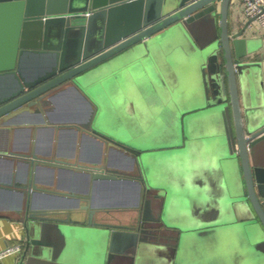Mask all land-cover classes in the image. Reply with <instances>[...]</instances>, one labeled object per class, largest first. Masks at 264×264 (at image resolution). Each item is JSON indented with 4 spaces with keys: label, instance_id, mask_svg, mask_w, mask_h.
Masks as SVG:
<instances>
[{
    "label": "water",
    "instance_id": "water-1",
    "mask_svg": "<svg viewBox=\"0 0 264 264\" xmlns=\"http://www.w3.org/2000/svg\"><path fill=\"white\" fill-rule=\"evenodd\" d=\"M231 5L232 0H0V128L22 112L41 115L50 125L53 97L75 86L92 108L73 127L103 146L101 157L91 162L40 153L34 146L31 151H9L26 164L24 181L2 183L17 187L24 200L15 210L25 235L17 264H140L149 242H167L174 257L180 252L192 227L165 220L178 192L154 167L166 156H187L184 128L181 144L139 146L120 138L126 134L120 125L113 130L106 123L108 107L111 118L122 116L125 95L134 90V82L141 83L142 68L151 75L145 79L154 81L149 56L157 45L166 49L165 64L180 74V85L167 94L180 122L197 114L223 118L225 131L212 136L211 147L229 185L224 206L237 199L251 220V238L259 241L255 245L264 246V117L257 116L250 96V82L261 79V62L248 59L245 32L254 18L234 27ZM169 44L175 48L167 49ZM189 45L192 50L183 52ZM29 60H39L35 71L25 69ZM186 78L192 81L189 95L178 88ZM185 100L193 106L185 108ZM141 138L146 143L147 136ZM161 148L165 151L160 153ZM113 149L128 161L112 160ZM41 166L88 174L90 202L62 210L34 207L36 194L52 191L37 181ZM237 170L243 181L231 180ZM104 180L118 188L131 184L133 192L126 200L120 192L114 194L112 207H95V183ZM178 200L186 210V199ZM120 210L122 216L113 213ZM83 236L87 249L80 256L77 240Z\"/></svg>",
    "mask_w": 264,
    "mask_h": 264
},
{
    "label": "crops",
    "instance_id": "crops-1",
    "mask_svg": "<svg viewBox=\"0 0 264 264\" xmlns=\"http://www.w3.org/2000/svg\"><path fill=\"white\" fill-rule=\"evenodd\" d=\"M242 6V0H232L230 17L234 20L233 25L236 28L248 19L242 11ZM245 36L249 40L251 54L248 59L261 62V79L253 78L250 82V96L256 108L255 113L258 117H264V24L254 19L247 26ZM166 48H175V46L169 44ZM183 50L186 53L192 50V46L183 47ZM150 51L149 66L155 77L151 83L155 85L148 91L147 102L150 108L153 107V111L158 113L155 106H158L160 102L163 103L158 100L160 95L170 94L174 89L172 87H176V83L177 86L180 85L181 79L178 71L170 69L165 64V48L157 45L152 46ZM142 69L144 73L140 75L141 83L134 82L139 92L149 84L148 81L150 82L144 77L150 75L149 71L147 68ZM178 88L183 89L185 95H189L193 90L192 81L186 78L182 87ZM130 101V111H126L125 117L136 126L143 128L142 118L139 116L142 111L141 105L136 100ZM53 103L54 107L48 115L52 122L50 125L41 115L22 112L15 116L6 127L0 128V249L16 242L23 244L25 236L23 224L18 222L15 214V210L24 202L22 193L14 185L8 187L2 184L12 180L22 182L26 177L25 162L9 154L10 150L31 151L34 146L40 153H57L61 158L77 159L81 162H91L102 155L103 146L100 141L90 135H84L73 127L75 122L83 120L92 108L82 93L75 86H68L53 97ZM192 106L190 101L185 100V108L189 109ZM111 112L108 107V119L111 118ZM115 113H119L118 110ZM220 121L217 125L211 124L217 132L224 128ZM190 127L192 131V125ZM201 133L202 130L199 129L195 135ZM205 136L206 134L203 135V139ZM197 147H200L199 150L193 149L192 153L190 151L187 153V156H166L154 169L155 174H159V178L178 183L180 189L183 188L185 195L182 196L186 199L187 205L189 203L186 209L191 206L194 212H191L189 219L181 218L187 224H195V228L187 233L184 244L175 257L167 242L147 243L139 257L140 264H176L178 261L180 264H264V246H256L255 244L259 241L251 238L252 234L248 230L251 220H247L249 215L245 207L237 199H231L227 206H224L225 198L230 190L225 170L219 161V156H216L215 149L210 147L211 149L208 148L207 151L204 145ZM122 157L125 162L126 156H111V159L122 161ZM36 178L52 191L36 194L32 203L34 207L39 209L54 207L62 210L78 208L81 204L90 202L92 181L85 172L66 168L55 170L41 166L36 172ZM241 180L243 181L242 176ZM118 192L121 193L120 199L126 200L132 194L133 187L131 184L121 183L117 190L116 184L112 181L104 180L100 184L96 182L94 206L112 207V204L117 201L114 194ZM66 193L76 195L67 196ZM83 196L87 198L84 199ZM121 211L124 210L113 213L122 216ZM62 216H64L63 213ZM99 216L112 220L110 214L105 212H100ZM228 224L232 226L230 230L227 229ZM91 235L90 233L87 238L90 239ZM77 241L78 254L83 256L87 249L84 245H87V242L85 243L84 236L79 237ZM18 255L19 252L6 255L0 259V264H17Z\"/></svg>",
    "mask_w": 264,
    "mask_h": 264
},
{
    "label": "rangeland",
    "instance_id": "rangeland-1",
    "mask_svg": "<svg viewBox=\"0 0 264 264\" xmlns=\"http://www.w3.org/2000/svg\"><path fill=\"white\" fill-rule=\"evenodd\" d=\"M39 65H40L39 60L38 61L29 60V61H26L25 63V69L29 72H32V71H35ZM148 83L149 84L145 85L142 88L141 92H139V90L136 89L135 84L133 83L132 86L134 90L129 91V94L128 92L126 93L125 96L127 98L125 97L124 107L122 108L123 110H119L118 108V110L121 111L122 116H120L119 118L114 116V118H110L106 120L107 125L109 124L108 127L110 128L113 127L112 129L114 130V129H118L120 125L121 130L126 132L125 136H120V138L123 141L127 143H131V144L139 145V146H144V145L160 146L161 145L162 147L167 144L178 143L181 140V133L184 128V132L188 138L186 139L187 141L186 146L189 148V151L192 153L193 149L200 148V147H197L198 145L200 146L204 145V147H207L206 150L208 151V148L211 147V139L215 137V134L217 135L225 131L224 120L220 115H217L216 117L211 119L210 117L207 118L208 116H205V114H201V115L197 114L195 116H187L188 118L186 117L187 119L184 120L185 124L182 123L183 121L180 122L179 118H181V116L179 115L177 116V113L175 112L174 106L172 104V96L169 98L170 95L169 96H167L166 94L160 95L158 100L162 101L163 103L160 102L158 106H155L158 109V113H155V111H153V107L150 108L149 102H147L148 100L147 94L149 93L148 91L151 88V86L153 87V85L155 84L150 83L149 81ZM174 94L177 95L176 93H173V96ZM162 99L165 102L167 100V103H165ZM130 100H136L141 105L140 109L142 111L140 112L139 116H141L142 118L143 128L136 126V124L132 123L125 117L126 111H130V105H129V103L131 102ZM71 104L74 105L73 102H71ZM219 121L222 123V128L224 127L223 128L224 130L222 129V131L217 132L215 131V129L213 128L211 124L217 125V122ZM190 125H192L193 127L192 131H191ZM108 127H105L106 130L112 131ZM199 129L202 130V133H201L202 137H200L201 134L195 135L197 134V131ZM194 130L196 133L194 132ZM111 133L115 134V132H111ZM143 134L147 136L146 143H145V140L140 141V140H143V138H141ZM205 134L206 136L203 139V135ZM208 136H210V138L206 140ZM157 151L161 153V152H164L165 149L161 148V149H158ZM111 156H126V155L113 149L111 150ZM155 166L158 167L157 163ZM240 176H241V172L239 173L237 170V175L235 174V177L234 175H232L231 180L236 178L238 179V182H240L241 181ZM169 186L171 190L175 191V193L178 192V195H177L178 199L184 194L183 188L180 189V184L169 181ZM178 199L175 200L177 205L172 203V206H171L172 210H170V212H169V209L167 208L164 217L167 223L169 224L173 223L181 227H184L186 225V221L181 217L189 219V216H191V212H194V210H192L190 206L188 209L182 211L181 210L182 205L179 204L181 200H178ZM196 199H198V197ZM187 206H189V203ZM188 225L192 228H195V224H192V225L188 224ZM226 226H227V229L229 230L232 227L229 224ZM177 264H180L179 261L177 262Z\"/></svg>",
    "mask_w": 264,
    "mask_h": 264
},
{
    "label": "built area",
    "instance_id": "built-area-1",
    "mask_svg": "<svg viewBox=\"0 0 264 264\" xmlns=\"http://www.w3.org/2000/svg\"><path fill=\"white\" fill-rule=\"evenodd\" d=\"M242 5V11L247 18H254L264 24V0H242ZM22 247L23 244L20 242L4 246L0 249V259L6 255L20 252Z\"/></svg>",
    "mask_w": 264,
    "mask_h": 264
},
{
    "label": "flooded vegetation",
    "instance_id": "flooded-vegetation-1",
    "mask_svg": "<svg viewBox=\"0 0 264 264\" xmlns=\"http://www.w3.org/2000/svg\"><path fill=\"white\" fill-rule=\"evenodd\" d=\"M126 157H127V156H126ZM117 164L120 165V166L122 165L121 161H118Z\"/></svg>",
    "mask_w": 264,
    "mask_h": 264
},
{
    "label": "bare ground",
    "instance_id": "bare-ground-1",
    "mask_svg": "<svg viewBox=\"0 0 264 264\" xmlns=\"http://www.w3.org/2000/svg\"><path fill=\"white\" fill-rule=\"evenodd\" d=\"M116 189L118 190V187H116Z\"/></svg>",
    "mask_w": 264,
    "mask_h": 264
}]
</instances>
